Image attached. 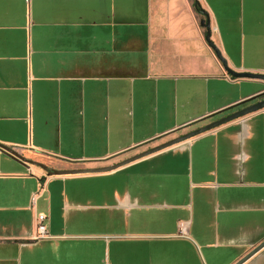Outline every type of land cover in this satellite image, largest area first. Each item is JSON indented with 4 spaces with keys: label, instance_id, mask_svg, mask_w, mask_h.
<instances>
[{
    "label": "crops",
    "instance_id": "0c3cea01",
    "mask_svg": "<svg viewBox=\"0 0 264 264\" xmlns=\"http://www.w3.org/2000/svg\"><path fill=\"white\" fill-rule=\"evenodd\" d=\"M208 19L229 69L264 75V0H0V145L26 161L0 148V264H236L264 241V110L109 173L37 166L115 165L255 103Z\"/></svg>",
    "mask_w": 264,
    "mask_h": 264
},
{
    "label": "water",
    "instance_id": "95a60500",
    "mask_svg": "<svg viewBox=\"0 0 264 264\" xmlns=\"http://www.w3.org/2000/svg\"><path fill=\"white\" fill-rule=\"evenodd\" d=\"M205 27L207 29V36L206 39L209 43V45L214 49V51L217 54V57L221 60V62L224 65L225 70L227 73L232 76L235 79H258V80H263L264 81V75H259V74H252V73H238L235 71H232L229 69L227 66V62L222 58L221 53L219 50L214 46V44L211 42V25H210V20L208 19L207 22L205 23ZM255 103L240 109L238 111H235L233 113H230L228 115H225L217 120H214L210 123H207L201 127H198L196 129H193L183 135H180L178 137H175L173 139H170L160 145H157L155 147H152L146 151H143L142 153H139L129 159H126L120 163H117L115 165L111 166H105V167H96V168H86V169H73V170H55L48 168L47 166L43 164H37L40 168H42L49 176H65V175H83V174H103V173H109L112 171H115L123 166H126L132 162L141 160L143 158L152 156L154 154H157L161 151H164L166 149H169L171 147H174L176 145H179L181 143L187 142L197 136H200L202 134H205L207 132H210L212 130H215L223 125H226L230 122H233L235 120L244 118L248 115H251L253 113H256L258 111L264 110V93L250 101H255ZM0 148H2L5 152L9 153L10 155L14 156L18 160L22 162H26L25 159L16 151L13 149L0 145ZM264 249V241L255 247L252 251H250L247 255H245L242 259H240L236 264H245L249 260H251L253 257H255L259 252H261Z\"/></svg>",
    "mask_w": 264,
    "mask_h": 264
},
{
    "label": "rangeland",
    "instance_id": "374dc122",
    "mask_svg": "<svg viewBox=\"0 0 264 264\" xmlns=\"http://www.w3.org/2000/svg\"><path fill=\"white\" fill-rule=\"evenodd\" d=\"M172 138H174V136H172V137H167L165 140H163V141H159L158 143H154V144H152V145H149V146H147L145 149H143L142 151H145V150H148V149H150V148H152V147H154V146H156V145H160V144H162V143H164V141H168V140H170V139H172ZM142 151H139V152H137V153H141ZM136 155V153H133V155ZM132 155V154H131ZM129 156V155H128ZM221 251V250H220ZM220 251H215V250H213V251H206L205 250V253L204 254H202V256L204 257V258H206L207 259V261H208V263L209 264H212V262H211V259L214 257L215 258V256L217 255L218 256V254L220 253ZM225 255H224V253L223 252H221L220 253V256H219V258H221V257H224ZM200 261V260H199ZM199 264H202V262H200Z\"/></svg>",
    "mask_w": 264,
    "mask_h": 264
},
{
    "label": "built area",
    "instance_id": "2783aa9c",
    "mask_svg": "<svg viewBox=\"0 0 264 264\" xmlns=\"http://www.w3.org/2000/svg\"><path fill=\"white\" fill-rule=\"evenodd\" d=\"M46 220H47V217H45L44 215H41L39 217V237L40 238L48 237L47 227L45 226Z\"/></svg>",
    "mask_w": 264,
    "mask_h": 264
},
{
    "label": "trees",
    "instance_id": "16d2710c",
    "mask_svg": "<svg viewBox=\"0 0 264 264\" xmlns=\"http://www.w3.org/2000/svg\"><path fill=\"white\" fill-rule=\"evenodd\" d=\"M197 6H198V4H197ZM199 7V6H198ZM241 105H243V104H241ZM241 105H239V106H241Z\"/></svg>",
    "mask_w": 264,
    "mask_h": 264
}]
</instances>
